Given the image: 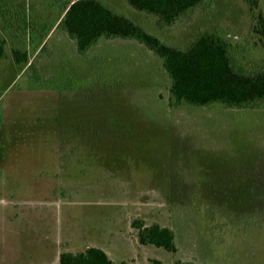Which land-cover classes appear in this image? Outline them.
<instances>
[{"label": "rangeland", "instance_id": "rangeland-1", "mask_svg": "<svg viewBox=\"0 0 264 264\" xmlns=\"http://www.w3.org/2000/svg\"><path fill=\"white\" fill-rule=\"evenodd\" d=\"M68 1L0 0V264L88 247L114 264H264V102L170 106L161 59L138 41L77 53L57 25ZM101 1L175 47L219 32L244 69L264 68L244 0H206L162 30ZM135 219L172 229L177 250L141 245Z\"/></svg>", "mask_w": 264, "mask_h": 264}, {"label": "trees", "instance_id": "trees-1", "mask_svg": "<svg viewBox=\"0 0 264 264\" xmlns=\"http://www.w3.org/2000/svg\"><path fill=\"white\" fill-rule=\"evenodd\" d=\"M206 0H125L135 11L154 16L159 29L173 25L180 17ZM255 12L252 30L264 47V11L260 0H244ZM58 26L75 40L77 53L84 55L101 38L134 39L161 59L162 69L170 79L169 105L183 103L204 107L220 104L230 109L256 108L264 102V68L244 69L232 55L228 38L216 31H204L185 48L161 41L137 22L117 13L101 0H69L62 10ZM6 57L0 41V62ZM16 63H27L25 52L12 51ZM141 245H153L175 252L172 229L157 223L146 225L135 219ZM59 264H114L98 247L84 251L63 252ZM175 264H195L176 261Z\"/></svg>", "mask_w": 264, "mask_h": 264}]
</instances>
